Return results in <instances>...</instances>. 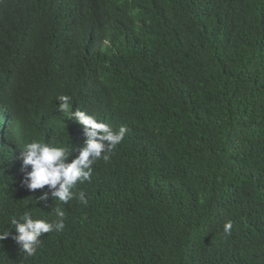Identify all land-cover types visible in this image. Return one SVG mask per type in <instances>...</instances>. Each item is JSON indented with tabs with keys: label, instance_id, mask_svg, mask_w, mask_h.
<instances>
[{
	"label": "trees",
	"instance_id": "16d2710c",
	"mask_svg": "<svg viewBox=\"0 0 264 264\" xmlns=\"http://www.w3.org/2000/svg\"><path fill=\"white\" fill-rule=\"evenodd\" d=\"M0 264H264V0H0Z\"/></svg>",
	"mask_w": 264,
	"mask_h": 264
},
{
	"label": "clouds",
	"instance_id": "9594fccd",
	"mask_svg": "<svg viewBox=\"0 0 264 264\" xmlns=\"http://www.w3.org/2000/svg\"><path fill=\"white\" fill-rule=\"evenodd\" d=\"M82 16L84 17V13L82 14Z\"/></svg>",
	"mask_w": 264,
	"mask_h": 264
}]
</instances>
